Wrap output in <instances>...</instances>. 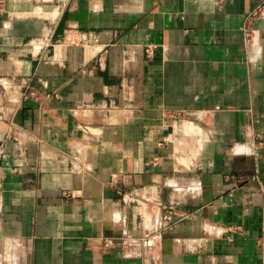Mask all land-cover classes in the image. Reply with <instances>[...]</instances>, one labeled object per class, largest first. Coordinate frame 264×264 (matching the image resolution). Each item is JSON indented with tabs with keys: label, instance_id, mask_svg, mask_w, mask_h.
Returning <instances> with one entry per match:
<instances>
[{
	"label": "crops",
	"instance_id": "0c3cea01",
	"mask_svg": "<svg viewBox=\"0 0 264 264\" xmlns=\"http://www.w3.org/2000/svg\"><path fill=\"white\" fill-rule=\"evenodd\" d=\"M0 2V264H264V0Z\"/></svg>",
	"mask_w": 264,
	"mask_h": 264
},
{
	"label": "built area",
	"instance_id": "2783aa9c",
	"mask_svg": "<svg viewBox=\"0 0 264 264\" xmlns=\"http://www.w3.org/2000/svg\"><path fill=\"white\" fill-rule=\"evenodd\" d=\"M1 2H0V10H1ZM263 13V10L262 9H259L258 11H256L252 16H256V15H259V14H262ZM244 32L246 33V36L247 37H250V32L248 31V29L246 28L244 30ZM35 96V93L33 91H28V92H25L24 93V98L25 99H30L31 97ZM164 144L163 142L160 143V145ZM172 211V209L170 210ZM169 211V214H168V217H165L164 220L166 222V224L168 226H171L172 224H174V221H173V214Z\"/></svg>",
	"mask_w": 264,
	"mask_h": 264
}]
</instances>
